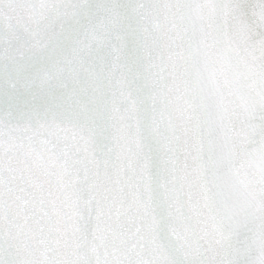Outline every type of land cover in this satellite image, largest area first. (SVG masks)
Masks as SVG:
<instances>
[{"label": "snow or ice", "instance_id": "snow-or-ice-1", "mask_svg": "<svg viewBox=\"0 0 264 264\" xmlns=\"http://www.w3.org/2000/svg\"><path fill=\"white\" fill-rule=\"evenodd\" d=\"M0 264H264V0H0Z\"/></svg>", "mask_w": 264, "mask_h": 264}]
</instances>
